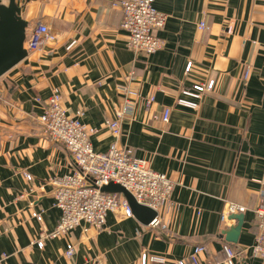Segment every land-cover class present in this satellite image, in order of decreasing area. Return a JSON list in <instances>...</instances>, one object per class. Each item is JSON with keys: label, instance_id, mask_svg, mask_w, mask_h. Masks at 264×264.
I'll use <instances>...</instances> for the list:
<instances>
[{"label": "crops", "instance_id": "obj_1", "mask_svg": "<svg viewBox=\"0 0 264 264\" xmlns=\"http://www.w3.org/2000/svg\"><path fill=\"white\" fill-rule=\"evenodd\" d=\"M119 1L16 0L29 52L0 78V264H141L143 254L165 260L149 264H178L199 245L207 247L208 263L221 260L223 232L237 224L230 216L222 221L227 203L246 208L233 247L249 251L255 243V212L264 202V0H155L168 19L155 32L164 46L152 56L128 49ZM41 23L55 39L29 50ZM210 82L197 108L178 104L184 91ZM55 88L68 115L97 130L98 153L115 143L105 122L116 118L129 91L133 111L121 122L118 144L174 182L160 211L165 230L120 211L109 213L103 231L82 226L43 248L34 244L61 218L54 180L77 169L40 123ZM247 255L246 264H264Z\"/></svg>", "mask_w": 264, "mask_h": 264}, {"label": "built area", "instance_id": "obj_2", "mask_svg": "<svg viewBox=\"0 0 264 264\" xmlns=\"http://www.w3.org/2000/svg\"><path fill=\"white\" fill-rule=\"evenodd\" d=\"M154 3L155 0H120L118 4H115L124 13L122 28L129 35L128 49L137 56H152L164 46V42L155 35V32L165 27L168 16L159 12ZM199 28L207 29L206 23L200 24ZM54 39L48 26L41 23L35 31L29 50H36L43 40L53 41ZM190 69L191 64L186 71L189 72ZM251 71L250 66L245 69V80L250 78ZM213 87L214 82H210L207 87L195 86L194 91H184L185 99L179 100L178 104L195 109L198 107L197 100L200 98V93L205 89L210 91ZM126 91L128 96L124 107L117 112L114 120L105 122L116 141L108 152L98 153L92 145V136L97 134V130L84 125L79 118L70 117L61 105V91L58 88L53 90L48 107L40 117V123L44 128L45 136L52 142L65 146L77 169L73 174L54 180L55 206L60 210L61 218L53 233L42 234L34 242L38 247L43 248L47 239L69 234L82 226L85 232L89 228L103 231L109 213L122 211L126 218H133L130 205L122 195L102 191V188L110 183L121 185L140 205L157 212L158 216L150 226L166 229L167 226L160 218V211L170 202L175 187L174 182L165 174L154 171L148 161L137 158L131 148L118 144L122 134L121 122L133 111L129 91ZM154 102L155 98L151 97L147 101V106L150 107ZM79 115L82 116V114ZM170 116V110H165L163 122L168 123ZM26 176L29 180L32 179L29 174ZM245 211V207L227 203L222 221H226L231 215ZM255 213L258 220V234L249 251L225 244L221 252L223 258L208 263V249L206 246L199 245L178 264H238L240 259H247L248 252L252 258L264 262V202ZM33 216L39 221L42 220L38 213H34ZM74 254V246L68 245L66 256L72 258ZM215 254L218 256L216 252ZM164 261L163 258L149 254H143L141 258V264L164 263Z\"/></svg>", "mask_w": 264, "mask_h": 264}, {"label": "water", "instance_id": "obj_3", "mask_svg": "<svg viewBox=\"0 0 264 264\" xmlns=\"http://www.w3.org/2000/svg\"><path fill=\"white\" fill-rule=\"evenodd\" d=\"M27 28L28 23L23 20L16 0H9L8 5L0 3V78L28 57V50L25 48ZM102 191L122 195L128 201L133 217L144 226H150L158 216L153 209L140 205L121 185L110 183ZM244 218L242 214L230 216L229 219L237 221V224L223 232L229 245L238 244ZM238 264H246V260L240 259Z\"/></svg>", "mask_w": 264, "mask_h": 264}]
</instances>
